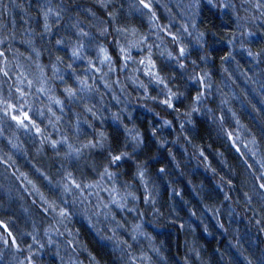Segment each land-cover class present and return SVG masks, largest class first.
<instances>
[{"label": "trees", "instance_id": "16d2710c", "mask_svg": "<svg viewBox=\"0 0 264 264\" xmlns=\"http://www.w3.org/2000/svg\"><path fill=\"white\" fill-rule=\"evenodd\" d=\"M56 1L62 15L51 33L45 30L42 0H0V80L5 78L0 93L8 103L17 100L12 75L24 71L19 62L24 67L28 54L31 59L39 55L48 67L61 65L66 73L61 70L58 74L63 73V79L73 83L79 77L92 92L97 72H92L88 56L89 62L83 64L71 55L73 29L92 31L94 39H99L118 62L119 28L144 26L129 0H123L120 9L116 4L108 8L107 0ZM225 4L227 8L222 6ZM195 23L192 39L175 31L185 56L175 53L184 66L164 63L166 79L182 93L174 107L140 97L135 89L127 87L136 99L132 120L141 134L136 148L121 117L119 122L107 119L100 124L97 118L87 115L84 120L89 125L83 128H89L87 138L92 139H81L84 141L77 155L66 158L45 138L41 139L42 150L37 152L21 133L15 148L4 140L0 142V171H10L4 173L14 187L33 188L31 184L35 183L41 194L45 185L40 174L52 181L61 174L68 175L82 184V178L91 179L90 171L96 175L112 171L135 196L134 215L127 214L126 218L134 225L141 224V233L148 239H143L139 254L151 256L152 264H264V16L251 1L215 0L200 5ZM57 40L63 43L57 44ZM256 71L261 74V84L253 79ZM24 72L29 77V70ZM201 76L205 79L200 86L195 79ZM55 85L63 95L58 81ZM197 93L201 94L199 101ZM34 96V91L26 96V108L38 118L44 104L41 107ZM82 98L76 95L65 100L84 113ZM95 99L93 104L101 106L98 97ZM191 109L198 110H194L193 118H187L186 111ZM156 113L171 129L159 131ZM36 115L31 114L35 122ZM38 119L37 126L43 121ZM247 140H251L252 150ZM122 153L128 155L112 161L113 155ZM141 173L153 186L155 201L145 197ZM120 222L118 219L113 223L115 234L128 236V244L131 230ZM67 223L81 264L124 262L111 241L105 239L107 233L97 231L83 216L75 215ZM14 237L18 240L19 235L14 232ZM55 250L46 249L41 256L33 248L26 258L33 264H60ZM126 250L130 253L132 249L128 246ZM0 264L9 262L3 257Z\"/></svg>", "mask_w": 264, "mask_h": 264}, {"label": "rangeland", "instance_id": "374dc122", "mask_svg": "<svg viewBox=\"0 0 264 264\" xmlns=\"http://www.w3.org/2000/svg\"><path fill=\"white\" fill-rule=\"evenodd\" d=\"M129 1L133 2L130 5L131 8L136 9L141 15L144 26L141 28L131 27L130 29L119 28L118 51L120 58L118 62L109 54L107 47L99 39H94L92 31H84L88 33L87 36H84L81 35L78 27L73 29L71 55L78 44H83L84 47L80 49V56L76 60L84 64L90 58L91 67L93 66L92 72H97L94 74L96 83L93 84L92 92L88 88L77 91L78 97L81 95L85 101L83 104L85 112L77 111L72 107L71 102L67 103L65 100L70 99L65 88L80 89V82L76 80L73 83H68L66 79L61 80L60 77L66 73L60 67L61 65L48 67L42 63L39 55L36 54L31 59L28 54L27 64H24L23 67L22 62H19L20 67L19 64L18 67L24 71L29 70L30 74L27 72L29 77L22 74L25 73L24 71H15L12 75L14 80L11 81H14L15 88L13 90L18 95L17 100L12 99L8 103L0 93V142L4 140L6 145L15 148L18 142L17 137L22 133L24 139L27 138L29 144L36 147L37 152L42 150L41 139L45 138V142L53 149H61L66 158L74 156L79 152V146L83 144L84 140L92 139L91 136L87 138L89 128H87L88 131L83 128L89 125L88 121L84 119L87 115H92L97 118L100 124L107 119L119 122L118 118L121 117L123 128L136 148V143L141 137L140 128L132 120L136 109L134 103L136 99L131 97L127 87L135 89L140 97H151L162 102L165 99H171L172 107L175 106L182 93L175 87L176 85L166 79L164 63L171 62L177 67L182 64V60L175 53V51L179 52L182 47H180V38L176 36L175 31L177 30L187 37L196 33V12L202 3L209 4V2L208 0H199V7H196V0H146V3H149L151 7L144 8L140 0ZM214 1L212 0V3ZM244 1L253 2L255 8L264 16V0ZM42 2H44L48 25L45 30L53 33L55 26H58L61 20L59 3L56 0H42ZM239 2L241 3L242 0ZM107 3L108 8L116 4L120 9L123 0H107ZM49 8L51 12L48 11ZM58 11L60 12L59 18L56 16ZM88 12L92 14L90 11ZM161 13L165 14V18L159 17ZM25 34L26 32H23V35ZM101 49L104 51L102 52ZM32 50L33 54L36 53L34 49ZM105 55L109 59H105ZM141 61L144 62L141 63ZM150 61L154 63H150ZM61 70L64 71V74L59 75ZM256 72L253 79L261 84V74ZM157 74L164 83L159 82ZM51 78H56V80ZM195 80L196 83H200V86L202 85L199 78ZM1 81H5V78H2ZM57 81L63 95L56 91L55 83ZM3 86L4 83L1 82L0 88L2 89ZM41 87L45 91H40ZM33 91L36 93L33 100L40 101L41 107L44 104V110L38 117L39 119L36 114L30 113L26 108V96ZM171 93L176 95L172 96ZM95 97L101 101V106L93 104ZM56 100L62 101L63 104L55 103ZM76 101L75 98L74 102ZM94 103L96 102L94 101ZM9 105H15V108L9 107ZM50 108L51 111H49ZM89 108L92 110L88 111ZM24 112L28 113L30 119H24ZM194 113L195 111L192 109L186 111L187 118H193ZM31 114L32 116L36 115V119L34 118L36 122L37 119H43V121H38L37 126V123L32 120ZM154 115L160 132L164 133L171 129L170 124L158 113ZM13 116H19L23 120V124L13 119ZM37 128L40 129L39 132ZM91 132L93 133L92 130ZM247 141L250 150H252L251 140ZM256 161L260 162L257 158ZM4 172L10 171H0V213H2L0 214V258L4 257L9 264H33L26 258L27 253L33 251V248L41 256L45 255L46 249L50 251L55 248L57 250H55V254L60 264H81L75 253L78 247L75 245L74 234L71 232V226L67 223L75 215L83 216L97 231L107 233L108 236L105 239L111 241L112 248L118 251L124 261L122 264H142L143 262L152 264L151 256L144 257L139 254V251L142 250L140 247H144L145 244L143 239H148L144 233H141V224L133 222L136 223L134 225L126 218L127 214L134 215L132 202L135 201V196L123 185L120 177L112 171H104L102 175H96L90 171V180L82 178V184L81 182L76 183L80 185V188H76L72 184L74 179L68 175L61 174L58 180L52 181L50 177L40 174L45 185V192L42 194L35 183L31 184L34 186L33 188L31 186V188L14 187L10 176ZM140 178L144 183L145 197L155 201L156 195L153 186L144 173L140 175ZM30 189L36 196L32 195ZM122 204L123 207H121ZM1 217L10 224H7ZM132 217L133 221H136V217ZM118 219L122 221L120 223L126 224L131 230L132 237L128 244L126 242L128 236L122 233L117 236L115 234L113 223ZM14 232L19 235L18 240L14 237ZM13 240L15 243L12 242ZM127 245L132 249L130 253L126 250Z\"/></svg>", "mask_w": 264, "mask_h": 264}, {"label": "snow or ice", "instance_id": "6c2138e0", "mask_svg": "<svg viewBox=\"0 0 264 264\" xmlns=\"http://www.w3.org/2000/svg\"><path fill=\"white\" fill-rule=\"evenodd\" d=\"M208 2H209V4H211V3H212V0H208ZM140 3L143 5L144 8H150V7H151V5H150L149 3H146V0H140ZM195 6H196V7H199V0H196V4H195ZM222 6L225 7V8L228 7V5H226V4H225V5H222ZM48 11L51 12V9L49 8ZM56 16H57V18H59V16H60V12H59V11L56 13ZM45 27L47 28L48 25L46 24ZM80 33H81V35H84V36H87V35H88V33L83 32V29H80ZM56 43H57V44H62L63 41H61V40H57ZM83 47H84L83 44H78V46H77L76 48L73 49V51H72V56H73L74 58H79V56H80V49H82ZM101 51L103 52L104 49H101ZM122 51H125V49H122ZM184 54H185V48L181 47V48L179 49V55L182 57V56H184ZM169 55H171V54H169ZM249 55H251V53H249ZM104 58H105V59H109V57H108L107 55H105ZM128 58H130V57H128ZM143 62H144V61H141V63H143ZM150 63H154V62H151V61H150ZM183 66H184L183 64H180V67H183ZM68 67L71 68L72 65L69 64ZM5 75H7V73H5ZM60 79L62 80L63 78L60 77ZM77 79L79 80L80 85H81L80 89H74V88H71V87H67V88H65V92L67 93V96H68L69 98H74V97H76V95H77V91H83V90H85V88H88V86L84 84V81H83V80H81L79 77H77ZM157 79L159 80L160 83H164V81H163L162 79L159 78V75H158V74H157ZM204 79H205L204 76L199 77V81H200L202 84L204 83ZM29 84H31V81H29ZM206 86H207V85H206ZM17 91H20V90L17 89ZM40 91L43 92V91H45V89H44L43 87H41ZM171 95H172V96H175L176 94H175V93H171ZM200 99H201V94H200V93H197L196 100L199 101ZM5 103H6V102H5ZM55 103H57V104H61V105L63 104V102L60 101V100H56ZM163 103H165V104L168 105L169 107H172V101H171V99H165V100L163 101ZM9 107L15 108V105H9ZM91 110H92L91 108L88 109V111H91ZM194 110H198V109H194ZM49 111H51V108L49 109ZM23 117H24V119H30V117H29V115H28L27 112H24V113H23ZM13 119H15V120H17L19 123L23 124V120H22L19 116H13ZM25 126H26V125H25ZM37 131L39 132L40 129L37 128ZM126 155H128V153H122V154H120V155H113V156L111 157V159H112V161H114V162H118V161H120V160H121L124 156H126ZM108 175L110 176L111 174L109 173ZM141 175H142V173H141ZM72 184H74L76 188H80V185H79V184H76L75 180L72 181ZM261 187L264 188V184H262ZM123 206H124V205L122 204L121 207H123ZM12 242L15 243V240H13Z\"/></svg>", "mask_w": 264, "mask_h": 264}]
</instances>
